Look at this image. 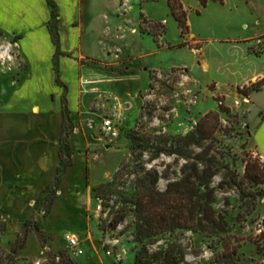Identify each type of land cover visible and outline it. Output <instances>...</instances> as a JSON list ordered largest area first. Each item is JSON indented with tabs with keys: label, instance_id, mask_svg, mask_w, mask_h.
Here are the masks:
<instances>
[{
	"label": "rangeland",
	"instance_id": "374dc122",
	"mask_svg": "<svg viewBox=\"0 0 264 264\" xmlns=\"http://www.w3.org/2000/svg\"><path fill=\"white\" fill-rule=\"evenodd\" d=\"M81 1L85 17L94 22L85 47L98 57L82 61L89 67L81 77L87 88L84 122L103 144L119 148L100 155L101 176L103 170L112 171L120 164L104 182L94 186L90 225L78 236L83 249L80 257L71 254L65 237L48 241L44 234L31 237L23 232L6 248L0 244V264H32L38 258L46 259V264H135L141 243L133 241L135 218L132 205L125 199L130 187L144 175L140 165L157 172V188L164 190L168 181L182 178L193 162L199 170L207 162L216 166L210 179L211 205L226 226L215 232L179 229L172 235L145 240L149 250L175 242L184 251L182 264H216L214 259L220 261L218 264L228 259L235 264H264V182L254 185L246 176L247 165L264 167L254 144L258 141L264 146V89L254 94L251 104L243 100L241 94L247 95L252 89L250 84L242 86L240 66L229 64L232 54L240 60L244 55L245 43L238 38L261 26L250 14V4L261 10L258 14L264 19V0H207L205 6L199 0H182L188 10L189 33L185 39L166 0ZM75 3L61 0L59 31L68 42H72L76 27L71 21ZM58 11L61 18L59 7ZM4 26L7 33L30 27L27 23ZM140 26L150 33L140 35ZM152 32L158 34L163 49L158 48ZM184 40L185 46H177ZM102 46L107 51L103 52ZM263 49V39L250 47L255 53ZM193 50L210 61L208 68L196 65ZM108 54L116 62L104 60L103 55ZM219 100L224 103L219 105ZM209 113L214 128L200 147L191 146V158L166 153L153 158L155 137L162 143L164 136L188 134ZM108 114L120 119V135L114 141L101 132L102 118ZM133 136L152 137L141 143L138 164L131 154ZM121 169L122 174L114 178ZM97 205L101 206L99 213ZM122 212L126 213L124 220L113 228V217Z\"/></svg>",
	"mask_w": 264,
	"mask_h": 264
},
{
	"label": "crops",
	"instance_id": "0c3cea01",
	"mask_svg": "<svg viewBox=\"0 0 264 264\" xmlns=\"http://www.w3.org/2000/svg\"><path fill=\"white\" fill-rule=\"evenodd\" d=\"M69 1L71 5L75 3ZM75 1L71 21L76 27L72 42H68L59 31L63 18L61 0H55L61 12L57 76V49L47 27L51 18L47 1L0 0V244L5 248L23 232L31 237L44 234L52 241L63 240L66 233L80 236L88 231L93 188L120 164L112 171L103 170L101 176L100 155L119 148L103 144L85 126L87 88L81 77L89 67L82 61L98 57L85 47L92 36L93 19L85 17L83 1ZM259 11L250 4V14L261 26L248 36L236 38L245 43L244 55L240 60L232 54L229 60L232 66H240L242 86L264 78V49L260 53L250 50L256 41L264 40V19ZM10 23H27L30 27L27 31L13 28L7 33L4 25ZM158 43V48L163 49ZM102 51H107L104 46ZM193 51L196 65L208 68L210 61L200 51ZM109 56L103 55L104 60L116 62ZM263 89L264 86L248 93V103ZM261 115L264 122V111ZM65 123L71 128L66 140L69 164L56 185ZM261 138L264 141V129ZM254 144L264 160L263 144Z\"/></svg>",
	"mask_w": 264,
	"mask_h": 264
},
{
	"label": "trees",
	"instance_id": "16d2710c",
	"mask_svg": "<svg viewBox=\"0 0 264 264\" xmlns=\"http://www.w3.org/2000/svg\"><path fill=\"white\" fill-rule=\"evenodd\" d=\"M51 10V18L47 23L53 43L56 45L57 53L54 59L55 71L58 76L57 58L60 54V36L58 31L59 11L55 0H46ZM205 6L207 0H199ZM223 2V0H219ZM169 12L180 28V35L185 39L189 33L188 10L184 7L182 0H166ZM142 19H143V15ZM140 31L145 33L142 26ZM150 33V32H147ZM151 35L155 43L159 44L158 34L152 32ZM187 41L180 42L177 46L183 47ZM198 48V47H196ZM57 81L59 78L57 77ZM264 86V78L250 84L252 90H259ZM248 94V93H247ZM209 114L202 116L193 131L185 135L164 136L162 143L157 140L152 144L153 158L160 154H176L186 158H191L193 153L191 146H201L202 140L206 139L207 134L213 130V126L208 119ZM71 128L65 123L61 134V166L58 169L56 185L59 183L65 167L69 164V150L66 145L67 135ZM134 146L131 154L136 159L137 164L142 156L140 149L141 143L150 141L152 137L142 139L138 136L132 137ZM153 139V140H155ZM188 170L184 176L178 180L168 181L164 190L157 188L159 176L156 171H151L140 165L144 175L137 179V182L130 187L125 201L132 205L134 215V234L133 241L141 243V248L135 253V264H182L184 261V251L179 243H167L165 247L156 251H150L145 240L152 241L154 237L161 235H172L179 229L192 228L202 229L207 232L223 231L226 223L222 217L217 216L212 208L213 188L210 186V179L214 175L216 166L206 163L199 170L197 163L187 165ZM122 174V169L115 173L114 178ZM246 176L252 184L257 185L264 182V167L260 169L257 164L246 166ZM222 186V184H220ZM94 190V188H93ZM54 192V191H53ZM260 194V193H258ZM244 197L247 194L243 193ZM98 197V196H96ZM126 213L122 212L113 217L111 225L116 228L125 218ZM39 233V232H38ZM214 263L220 261L214 259ZM224 264H235L230 259Z\"/></svg>",
	"mask_w": 264,
	"mask_h": 264
},
{
	"label": "built area",
	"instance_id": "2783aa9c",
	"mask_svg": "<svg viewBox=\"0 0 264 264\" xmlns=\"http://www.w3.org/2000/svg\"><path fill=\"white\" fill-rule=\"evenodd\" d=\"M244 99H247V95L241 94ZM239 101H236L238 103ZM224 103L223 100H219L218 104L222 105ZM118 122H120V119L118 117H115L114 115L108 114L102 118L101 121V132L103 134V137L108 139L109 141L116 140L120 135V128L118 125ZM100 205L96 206V211L99 213ZM66 240L67 248L70 250L71 254L75 257H79L83 254V249L81 247V240L80 238L73 234V233H66L64 235ZM110 254V252H108ZM46 259H36L32 261V264H46Z\"/></svg>",
	"mask_w": 264,
	"mask_h": 264
},
{
	"label": "bare ground",
	"instance_id": "6f19581e",
	"mask_svg": "<svg viewBox=\"0 0 264 264\" xmlns=\"http://www.w3.org/2000/svg\"><path fill=\"white\" fill-rule=\"evenodd\" d=\"M246 101H247V100H246ZM246 101H245V102H246Z\"/></svg>",
	"mask_w": 264,
	"mask_h": 264
}]
</instances>
